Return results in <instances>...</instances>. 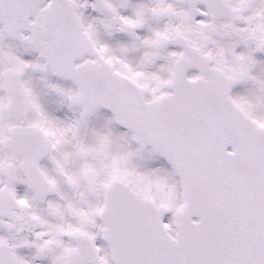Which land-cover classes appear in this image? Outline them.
<instances>
[{
	"label": "snow or ice",
	"instance_id": "6c2138e0",
	"mask_svg": "<svg viewBox=\"0 0 264 264\" xmlns=\"http://www.w3.org/2000/svg\"><path fill=\"white\" fill-rule=\"evenodd\" d=\"M0 264H264V0H0Z\"/></svg>",
	"mask_w": 264,
	"mask_h": 264
}]
</instances>
